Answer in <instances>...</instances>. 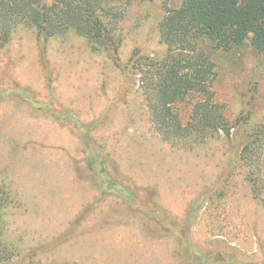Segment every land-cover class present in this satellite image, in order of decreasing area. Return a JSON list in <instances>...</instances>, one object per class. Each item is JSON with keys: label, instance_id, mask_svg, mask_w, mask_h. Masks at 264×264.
<instances>
[{"label": "rangeland", "instance_id": "rangeland-1", "mask_svg": "<svg viewBox=\"0 0 264 264\" xmlns=\"http://www.w3.org/2000/svg\"><path fill=\"white\" fill-rule=\"evenodd\" d=\"M102 1L116 53L26 24L0 49V183L16 201L5 231L16 255L3 264H264V166L256 197L239 158L264 121V55L249 42L212 51L214 100L239 127L172 145L138 68L165 54L159 21L181 0Z\"/></svg>", "mask_w": 264, "mask_h": 264}, {"label": "trees", "instance_id": "trees-1", "mask_svg": "<svg viewBox=\"0 0 264 264\" xmlns=\"http://www.w3.org/2000/svg\"><path fill=\"white\" fill-rule=\"evenodd\" d=\"M115 17L102 0H0V49L9 42L15 27L26 24L36 29L38 38L62 36L72 29L88 39L92 51L110 49L116 53L121 40L115 36ZM159 35L165 54L150 60L147 72L141 64L138 68L141 93L155 131L170 144L182 146H194L220 133L230 136L239 123L231 124L223 105L214 100L211 54L249 42L264 55V0H181L178 7L166 9L159 21ZM182 104L187 105L183 113ZM93 127L90 124L89 129ZM247 134L239 158L248 169L253 167L244 175L257 197L258 173L264 166V121ZM100 162L95 174L105 175ZM15 202L10 190L0 183V264L16 255L11 238L5 236L6 214Z\"/></svg>", "mask_w": 264, "mask_h": 264}]
</instances>
